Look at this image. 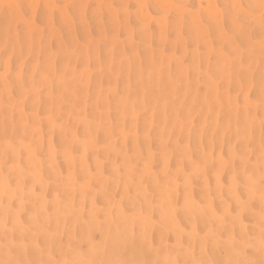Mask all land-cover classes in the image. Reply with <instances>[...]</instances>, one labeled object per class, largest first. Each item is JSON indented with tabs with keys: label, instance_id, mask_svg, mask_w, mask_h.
<instances>
[{
	"label": "bare ground",
	"instance_id": "6f19581e",
	"mask_svg": "<svg viewBox=\"0 0 264 264\" xmlns=\"http://www.w3.org/2000/svg\"><path fill=\"white\" fill-rule=\"evenodd\" d=\"M0 264H264V0H0Z\"/></svg>",
	"mask_w": 264,
	"mask_h": 264
}]
</instances>
